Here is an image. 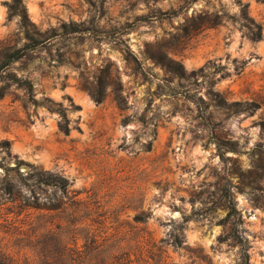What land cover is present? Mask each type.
Masks as SVG:
<instances>
[{
    "label": "rangeland",
    "instance_id": "obj_1",
    "mask_svg": "<svg viewBox=\"0 0 264 264\" xmlns=\"http://www.w3.org/2000/svg\"><path fill=\"white\" fill-rule=\"evenodd\" d=\"M7 1L0 0V57L27 41ZM23 2L52 37L9 67L19 80L0 78V141L11 142L0 146V261L84 264L76 252L86 221L145 246L133 251L136 264H237L239 246L219 241L228 209H212L229 187L251 264H264V105L235 114L216 105L221 96L264 101V0ZM246 9L262 25L259 40L241 24ZM199 16L220 23L192 29ZM71 24L90 29L67 32ZM160 50L183 63L184 77L152 60ZM101 83L99 102L89 88ZM217 135L237 141V151L223 157ZM19 160L26 177L43 168L69 178L66 191L36 188V204L51 209L25 206L35 202L30 186L4 168ZM7 174L22 195L4 191Z\"/></svg>",
    "mask_w": 264,
    "mask_h": 264
},
{
    "label": "trees",
    "instance_id": "obj_2",
    "mask_svg": "<svg viewBox=\"0 0 264 264\" xmlns=\"http://www.w3.org/2000/svg\"><path fill=\"white\" fill-rule=\"evenodd\" d=\"M10 16H17L19 18V26L21 31L23 32L25 38L27 39L26 43L18 48L9 49L2 53L0 57V78H10L14 80H19L14 73L9 72L8 69L14 63L19 62L40 49V47L47 44L52 37L51 34H48L45 31H42L38 28L37 24L30 18L27 7L25 6L23 0H12L6 2ZM247 7V5H245ZM193 27L192 29H200L207 27H214L218 25L220 22L218 20H207L206 18L199 16L193 19ZM242 26L246 28L254 40H259L262 37V25L258 23L248 12V10H244L242 15ZM89 27L79 28L76 24H71V28L67 29V32H86L89 31ZM128 56L132 58L140 65L139 60L137 59L136 54L128 47ZM150 57L152 60L165 68L168 72L182 78L186 75V70L183 63L176 59L175 57L165 53L163 50L157 52H151ZM94 98L101 102L105 97L106 86L101 83L99 88H89ZM118 101H122L121 94H117ZM198 101L201 103H206L205 99L200 96L198 97ZM216 105L221 109L231 111L232 114L240 113V112H250L254 113L258 108L264 105V101H233L229 102L226 97L221 96ZM234 107V108H232ZM263 132L262 136L264 137V122L262 124ZM61 128L65 131H68V126L66 122H62L60 124ZM68 133V132H66ZM238 142L232 140L229 137L217 135L216 146L222 152V156L225 157V152L227 150L237 151ZM11 142L9 140L0 141V146L9 148ZM264 143L260 142L259 146L263 147ZM1 163V162H0ZM24 163L22 160L17 162V165L14 167L7 166L4 163V168L8 172L9 170H17V174L20 177V181L22 184L30 186L31 192H33L34 197V205L30 203H26L25 206H34L37 208L43 209H51L49 206H39L36 204L37 201V191L36 188L39 187L42 189L47 188L48 186H52L56 189H60L63 191L68 190L69 187V178L61 173H53L49 170H45L43 168L37 169L35 168L34 172H32L28 177L23 175V172L20 170V164ZM9 174V172H8ZM8 174L4 177V191L13 195L15 191L18 195L23 194V190L21 186H18L12 183L9 179ZM28 199V197L26 198ZM220 202L218 205H215L212 209H217L219 206L227 208L228 212L226 216L221 220V222L226 226V230L223 235L219 237L220 242H228L229 245L239 246V258L237 264H251L250 260V244L249 240L244 233L243 230H240L239 222L241 221L239 216V211L236 207V200L232 191V188L226 187L223 188L222 194L220 195ZM195 211H193L192 215L186 216L185 221L188 220L191 216H194ZM136 222H143V218L139 215L135 216ZM92 223L84 222L81 230L83 231V236L81 239L83 244L81 245V249L78 250L79 255H82L84 260V264H89L95 259L101 257V261L104 264H136L132 259L133 251H141L144 253L145 246L136 243V244H123L121 240L116 239L115 234H106L102 235L93 230L91 227ZM184 227V222L177 226L179 231H182ZM79 238H75L76 243H78ZM172 243L175 246H182L184 243L183 234L180 232H176L173 234ZM156 246V244H153ZM75 250V249H72ZM0 264H10L5 261H0Z\"/></svg>",
    "mask_w": 264,
    "mask_h": 264
}]
</instances>
